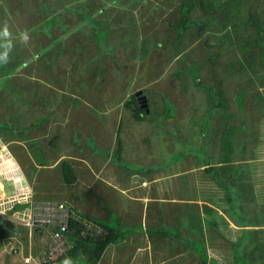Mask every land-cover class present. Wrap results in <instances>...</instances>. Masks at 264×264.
<instances>
[{"label": "crops", "instance_id": "obj_1", "mask_svg": "<svg viewBox=\"0 0 264 264\" xmlns=\"http://www.w3.org/2000/svg\"><path fill=\"white\" fill-rule=\"evenodd\" d=\"M15 1L21 3L18 7L19 10L26 11L28 6H30L29 0ZM53 1L59 5L62 3V0ZM95 5L97 12L98 9L104 10L100 7L101 5L98 6L97 3ZM64 6L63 2L61 7L64 8ZM61 7L54 6L53 11L55 10L54 12H56ZM263 8L264 6H260V10ZM258 15L259 13H256L255 20L260 25V28L264 29V15L263 21H260L261 16ZM239 26H232L233 30L243 32L245 29L250 28V39L252 40L254 28L251 25L250 27L249 25ZM27 28L13 25L12 32L14 37L21 31L27 30ZM218 33L220 34V31ZM235 36L237 35L235 34ZM245 36L247 35L245 34ZM16 39L13 40V43L16 42ZM244 43L250 48L247 52L243 49V55L242 44ZM251 43L245 39L239 40L236 44L239 54L233 57L232 62L224 63L221 69L215 67V64L219 61L217 60L215 63V57H212V60L208 57L201 58L205 65L206 61L209 62L208 71H217L219 74H216V79L214 80L213 75L210 73L208 79H211L206 82H210L212 85L207 83L205 85L204 82L201 87L203 92L207 89L211 91L213 96H210V93L207 92L208 108H205V106L201 107L203 113L209 114V120L205 133L202 136L200 135V137L198 136L199 140L195 142L196 149L191 148L179 153V150L174 148L176 141L179 140V138H175L177 134L170 132L171 135L169 137H159L158 133L155 132L157 127L153 128L155 116L154 118L151 117H153L152 113L155 111L159 113L162 110L155 109V105L150 103L153 101L152 98L155 97L151 94L143 93L141 91L142 87L136 90L138 93L136 96L138 99L137 104L138 107L142 108L140 111L141 117L132 115L129 109L124 112L126 108H122L120 109L119 117L115 119L105 117L103 127L99 126L96 120L92 121L93 119L89 120L87 127V129L92 128L91 141L93 145L95 144L105 149L109 154L108 156L116 153L121 160L136 162L135 164L139 166L138 168L135 166L134 169H120L108 162L109 157L104 159L90 147H86L84 145L86 141L82 143L83 138L77 143L70 140L65 141L61 145L64 140L61 139L60 135H73V133L69 132L70 128L68 127L56 128L55 130L53 128L55 124H52V126L51 123L53 122L51 120H46L43 127H37L38 132L31 130L34 127L30 128V131H32L30 134L33 138V145H31L29 140L25 139L26 137L22 138L19 135H13V126L4 123L0 119V146L15 158L14 161L16 163L13 172L15 175L7 176L5 174L3 177L0 176V192L8 193L14 190L17 181H15L13 176L19 177L22 182H26L27 179H25L24 175L27 174V177L33 176L31 170L35 169V167L40 166L42 169L51 172V167L55 166L56 161L69 162L73 168L74 179L70 183L60 180V184L61 182L64 184L62 197H64L65 206L70 210L69 213L73 210L75 213H72L79 216V218H92L100 222L102 220L104 225L111 231L121 232L120 239L116 242L108 243L93 264H113L111 260L115 257L122 264H264V64L256 55L257 49L254 48V42L251 41ZM217 44L223 49L229 47L228 44H221V40H218ZM18 51L24 53V50ZM183 51H185V48L182 47L179 52ZM19 52H14L13 59L9 60V66L13 67V69L7 73L16 74L13 73V70H15L14 66L17 69L21 68L16 64L20 62L25 54L18 58ZM249 54L250 56L248 57ZM175 58L177 64L179 55ZM195 58L198 60L197 57L187 56L182 60L181 64L187 66ZM260 63L263 64V67H258ZM177 66L178 64L169 68V78L173 71L175 73L178 72ZM28 74L29 72H24L23 75L25 76L23 78H26ZM177 74L178 77L185 76L186 81L183 69ZM155 76L156 79L159 77L164 78L163 74L156 73ZM29 79L33 78L28 77V80H25L27 84H29ZM154 79H145L147 83L144 85L150 84ZM168 85L169 92L161 89L157 90H160V93H166L167 99L174 106V110L186 112L188 109L185 107L187 104L189 105V100L187 99L186 101L188 91L182 85L181 79L180 82L177 77L172 81L168 79ZM12 86L13 83L10 86L0 84V102H4V105L9 104L8 115L22 117L23 110H26L30 115L27 124L31 123L30 120L36 121L35 119L46 109L38 111L31 106L32 104H27V106L25 105L26 108L23 107V110H18L19 106L17 108L18 111L15 110L12 101L13 91L9 88ZM208 86L210 87L207 88ZM3 87H5L4 89L9 88L7 90L11 91V95L3 96V93H5L2 90ZM165 88H168V86ZM27 93L28 96L31 92L28 90ZM36 94L34 92L29 97L31 98ZM4 97H10L11 101H8V98L3 101ZM212 97L217 99L212 101ZM113 104L112 102L106 106ZM28 105L29 108H27ZM214 106L217 109L211 112ZM103 112L107 113L104 110ZM258 112L260 119L254 121L253 117L250 116L251 120L248 121L247 114ZM32 113L36 117H32ZM226 114H230L229 117L232 118L229 121L230 123H227L228 117L225 119ZM174 117L173 126L171 127L170 123V128L182 129L179 134L181 140H185L183 130H186L187 118L181 119L179 115H174ZM67 119L69 120L68 117ZM141 119L146 120L141 121ZM95 122L96 124H94ZM211 123L216 126L210 131ZM82 125L85 130L86 124L83 118L80 119V123L76 124V126L81 129ZM228 125L233 126V129L228 127L231 131L230 138H232V142L237 145L241 144V148L242 146L245 147V144H251L248 143V140L254 138L257 143L243 155L238 157L229 156V150L221 142L223 132ZM42 128H45V130ZM80 129L75 131L76 135L81 132ZM158 131L160 132V130ZM26 133L28 137L31 136L30 134L28 135V131ZM47 133L50 139L54 137L57 139L56 141L62 140L60 143L57 142L58 145L53 146L56 149L51 148L50 143L52 142L48 139ZM81 134L85 135L86 131L81 132ZM86 136L88 140V135ZM21 139L25 144L24 151H21L18 148L19 146L16 145V142L19 143ZM116 139H118L117 143ZM227 139L230 143V139L228 137ZM160 143L164 147H169L170 152L175 149V154L168 162L173 164L172 169L166 173L159 172L161 171L159 169L163 167H154L151 169L152 171H141V169L149 168L148 166L151 162L156 163ZM176 145H181V143ZM62 147L64 149L60 150ZM199 148L200 153L196 151ZM221 148L226 149V151H221ZM33 149L38 152L34 154ZM28 161H31V165H27ZM35 161L42 163L37 164ZM77 163L84 164L85 168H77V165H75ZM105 165L110 168L109 174L106 170L104 175L100 174ZM59 168L60 166H58V171L51 172V174L61 177ZM46 176L44 174L42 176L44 179L42 189L46 187L47 191H49L50 184L53 182H48ZM118 176L122 178V181H117V183L115 179ZM87 177L90 180H97L96 187L98 190H101V186H106L108 187L107 192L112 193V196L119 195L120 198L126 199L131 209L126 207L121 208L120 211L115 210L113 211L114 213L110 211L111 214L120 217V220L111 222L110 220H104L108 219V215L105 214V211L100 210L101 207L96 205L98 203H95L94 197H91L93 203H95L93 212L91 211L92 209L87 211L88 213L84 211V208L91 207V205L84 202L79 203V207L73 205L75 199L78 201L76 195L74 198L72 197L73 193H80V185L83 184ZM27 181L32 183L29 179ZM28 185H30L29 182ZM31 189L34 195L37 188L31 187ZM115 200L116 197L113 199L114 207L115 203L117 205ZM109 209L112 210L114 208L109 207ZM98 217L101 219L99 220ZM95 224L97 225V223ZM14 227L21 229V232L23 230L19 225ZM11 234L3 236L6 238L9 256L13 254L10 250V246H12L10 244L11 238L16 234L21 237L18 233L15 235L14 233ZM31 234L32 232H27L28 248L31 246V238H29ZM15 248L21 256L23 254L21 248L17 246ZM28 248L26 252L30 253ZM196 249H200L203 260L199 257ZM62 255L64 256V254ZM63 256L62 258L64 259ZM83 258L88 261L85 256ZM7 259L10 261L7 262L0 258V264H13L16 262H13L11 257ZM130 259L134 260L130 261ZM17 263L19 264V262ZM24 264H29V262Z\"/></svg>", "mask_w": 264, "mask_h": 264}, {"label": "rangeland", "instance_id": "obj_2", "mask_svg": "<svg viewBox=\"0 0 264 264\" xmlns=\"http://www.w3.org/2000/svg\"><path fill=\"white\" fill-rule=\"evenodd\" d=\"M44 1L45 0H29L30 6H28L26 11H22L18 9L21 3L15 0H0V25H2L4 21H7L11 31H13V25H19L23 28L28 27L27 30L30 35V40L27 45L20 43L18 38L16 42H14L13 50L10 52V61L13 59V54L19 52L18 50H24V53L19 52L20 55L18 58L25 54L20 60V64H16L21 68L17 69L16 66H14L15 70H13V73L16 74L12 75L7 73L12 70L9 63L7 65H0V84L10 86L11 83H13V86L9 88L13 91L12 101L15 110H17L18 106V110H23V107H25V105L27 106V104H32L31 106L38 111L46 109L35 119L36 121L30 120L31 123L27 124L30 115L26 110H23L22 117L8 115L7 109H10L9 104L4 105V102H0V119L4 121V123L13 126V135H19L22 138L26 137L25 139H28L31 145H33V138L30 134L32 132L30 128L34 127V129L31 130L37 131V127H43L46 120H51L53 122L51 125L55 124L53 127L55 130L56 128L62 129L68 127L70 128L69 132L73 133V135L61 132L66 134V136L60 135L61 139L64 140L63 142H61L62 140L56 141V138L50 139L47 133L48 139L52 142L50 143L51 148H54L53 146H56V144L58 145L60 142L61 145H63L65 141L70 140L77 143L83 138L82 143L86 141L84 144L86 147H90L104 159L105 157H109L108 162L120 169H134L135 166H137L136 168L139 166L135 164L136 162L121 160L116 153H112L108 156L109 154L105 149L95 144L91 145L93 144L91 141L93 131L91 127L87 129L89 120H96L99 126L103 127L106 118L115 119L119 117L120 109L126 107L123 105L122 100L127 99L128 96L133 93L136 101V96L138 95L136 90L143 87V89H141L143 93H148L155 97L152 98L153 101L150 103L155 105L156 110H162L159 113L155 111L152 113L153 117H151L154 118L155 116V122L152 121L154 123L153 128L157 127L155 132L158 133L159 137H169L171 135L170 132L177 134L178 137L175 136V138H179V140L176 142L181 143V145H176V143L174 148L178 149L179 153L191 148L196 149L195 142H198V136L200 137V135L202 136L205 133L209 120V114L206 112L203 113L201 107L205 106V108H208L207 92L210 93V96H213L211 91L206 89V91L203 92L201 87L204 82L205 85L206 83L212 85V83L206 82L211 79H208L210 73L213 75L214 80L216 79V74H219L217 71H208L210 67L209 62L206 61L205 65V62L201 60L203 57L202 54L204 53L207 57L210 53L215 51L214 56L211 55V57H215V63L219 60L218 63L215 64V67L217 69L223 68L221 66H223L224 63L232 62L233 57L239 54L238 48L236 49V44L239 40L245 39L250 43L252 41L250 39V28L245 29L243 32H238L234 31L232 26H239L240 24L249 25L245 22V17L248 14L255 20L256 13H259L258 16H261L260 21H263L264 15V8L260 10V6H264V0H204L205 2H212L210 4L212 8L208 13L206 12L203 14L198 5L194 3L190 9L185 12V15L194 17V19H203L204 25L202 27H196L194 25L187 26L180 37L178 36V40L182 43L180 47L178 46L179 42H176V38L173 36L174 32L172 28L175 29L177 26L171 27L172 19H177L181 14L174 8V3L177 0L63 1L67 4H73L79 9L84 7L93 10V21H89L87 17L82 18L74 12L67 13L61 7L63 2L59 5L53 0L49 2H47L48 0L45 1L46 4ZM93 2L95 4L97 3L98 6L101 5L100 7L104 10L98 9L97 12ZM54 6H60L61 8H59V10L56 8L57 11L54 12ZM24 12L25 14H23ZM65 17L68 18L64 21ZM218 31H220V34ZM235 34L237 36H235ZM245 34L247 38L244 37ZM217 38H220L218 40H221V44H228L229 47L226 49L220 48L217 44ZM174 46L179 47V51L182 50V47L185 48V53L183 54H185L186 57L198 58V60L195 58L191 61L192 63L189 68L180 65L182 61L180 57L178 58L177 67H184L183 70L185 71L186 81L185 76L182 75V77H178L177 73H180L179 69L176 73L173 71L169 78V68L177 65L175 57L179 55L176 53L177 50L174 52V49H172ZM212 59L213 58H211V60ZM24 72H29L30 74L26 77L27 79L23 78V76H25L23 75ZM156 73L163 74L164 78L162 79V77H159L160 79H156ZM175 75L179 82L181 79L182 85L188 91V95H186L187 98L184 96L186 101L187 99L189 100L190 105L187 104L185 107L188 109L186 112L174 110V106L167 99L166 93H160V90H157L161 89L169 92L168 79L172 81L176 78ZM28 77L34 79H29V84L25 82V80H28ZM150 78L155 79L151 81L150 84L144 85L147 83L145 79ZM188 82L194 87L190 86ZM167 86L168 88H165ZM209 87L210 86L207 88ZM4 88L5 87L2 89L5 91L3 96L9 95L11 92L7 90L9 88ZM28 90L31 93L27 96ZM34 92L37 94L30 98L29 96H32ZM7 98L8 101H11L10 97H4L3 101H6ZM214 99L217 98H211L212 101ZM110 100H112L114 104L106 106L112 103ZM27 108H29V105ZM138 108L142 109L141 107ZM213 108L211 112L217 109L216 106ZM102 109L107 113L103 112ZM140 113L139 111L136 115L141 117L142 115H140ZM174 115H179L181 119L187 118L186 130H183L185 140H181L179 134V131L182 129L170 128V123L172 127L175 120V117L173 118ZM31 116L36 117L34 113H32ZM63 116H65L64 119ZM229 116L230 114H226L225 116V119L228 117L227 123H230L229 121L232 120ZM250 116L253 117L254 121L260 119L259 112L247 114L248 121L251 120ZM82 118L85 120V130L83 125L81 129L76 126V124L80 123V119ZM61 119L63 120L60 121ZM171 119L173 120L171 121ZM144 120L146 119H141V121ZM94 124H96V122ZM215 126V124L211 123L210 131ZM228 127L233 129L232 125L226 127L221 142H223L225 147L229 150V156L238 157L239 155H243V153L248 152L251 147L257 143L254 138L248 140V143L251 144H245V147L242 146L241 148V144L237 145L232 142V138H230L231 131ZM42 129L45 130V128ZM78 129H80L81 132L86 131V134L82 135L81 132H79L78 135H76L75 131ZM26 131H28V135L30 134L31 136L28 137ZM86 135H88V140L86 139ZM172 137L174 136L172 135ZM227 137L230 139V143ZM16 143L21 151L25 150V144L22 139L19 143ZM161 143L159 148L162 150L160 151L159 149L158 151L159 155H157L156 163L151 162L148 166L149 168L144 170L141 169V171H152L151 169L154 167H163L159 169L161 170L159 172L166 173L172 169L173 164L168 162L175 154V149L170 152V148L167 146L164 147ZM61 149H64V147L60 148V150ZM196 151L200 153V148ZM221 151L224 152L226 149L221 148ZM37 152V150L33 151L34 154ZM13 159L15 160V158ZM60 162L62 161L58 160L55 162V166L51 167V172L58 171ZM27 165H31V161H28ZM75 165H77V168H85L84 164L77 163ZM105 170L108 173L110 168L105 165L104 169L100 171V174L104 175ZM31 172L33 176L27 177L26 174L24 177L32 182L30 183V181L26 180L27 184L29 182L32 188H37L35 191L36 193L33 195L36 199L48 200L46 198H49L50 200L61 201L65 205L64 197H62L64 184L62 182L60 184L61 177L52 175L50 171L44 170L40 166L35 167ZM43 174L47 175L48 182H53L50 184L51 187L48 189L49 191H47L46 187L42 189V182L44 180L42 177ZM85 180L83 184L80 185V193H73L72 197L74 198L76 195L78 198V201L77 199L73 201V205L79 207V203L83 202L91 205L90 208H84V211L88 213L87 211H90V209H92L91 211L93 212L94 204L98 203L96 205L101 207L100 210L103 212L105 211V214L108 215V219H104L105 221L110 220L114 222L120 220V217L111 214L110 211L114 213L113 211L115 210L120 211L121 208H129L130 204H127V200L120 198L119 195L112 196V193L107 192L108 187L106 186H101V190H98L96 187L97 180L95 179L90 180L87 177ZM115 181L120 182L122 178L118 176ZM91 197H94L95 203H93ZM114 197H116L115 201H117L115 207L113 206ZM65 207L66 209L68 208L67 206ZM109 207L114 209L111 210ZM72 212L75 213L73 210ZM72 212L71 214H73ZM73 215L76 216L75 214ZM76 217L79 218V216ZM3 218L5 219V217ZM100 219L101 218H99V220ZM13 225L15 226L17 223L14 222ZM0 231L2 232L0 233V258L8 262L10 260L7 258L11 257L13 262L16 261L13 264H18L17 262H19V264H24L18 250L9 256L5 241L6 238L3 237L6 235V230L3 226H0ZM14 232H10L7 235L11 233L15 235L16 231L14 230ZM18 234H20L21 237L16 234L11 238L10 244L12 246L16 245L18 248L20 247L21 252L24 254L28 248L27 229L23 227L22 232ZM100 235L98 233L94 234V236L97 237L96 239H98ZM29 238H31V246L28 249L32 257L31 260L29 258V264H47V262H41L38 257V252L42 248L43 235L33 231ZM62 256H58L55 262H50L49 264H63L66 257L71 258L73 264H89L79 252L71 255H68L66 252L63 256L64 259ZM134 259H130V261ZM111 261L113 264H122L121 261L118 262L116 257Z\"/></svg>", "mask_w": 264, "mask_h": 264}, {"label": "built area", "instance_id": "obj_3", "mask_svg": "<svg viewBox=\"0 0 264 264\" xmlns=\"http://www.w3.org/2000/svg\"><path fill=\"white\" fill-rule=\"evenodd\" d=\"M15 167L13 156L0 146V176L15 175ZM13 177L17 181L14 190L0 192V215L26 228L27 232L34 231L43 235L42 248L38 252L41 262H47L66 252L70 244L66 235L68 218L78 221L82 232L92 235L99 232L100 228L89 219L77 218L69 213L63 202L48 198L36 199L30 185L22 182L19 177ZM10 250L16 252L13 246H10ZM29 258H32L29 252L21 255L24 263L29 262Z\"/></svg>", "mask_w": 264, "mask_h": 264}, {"label": "trees", "instance_id": "obj_4", "mask_svg": "<svg viewBox=\"0 0 264 264\" xmlns=\"http://www.w3.org/2000/svg\"><path fill=\"white\" fill-rule=\"evenodd\" d=\"M112 1H114V0H112ZM203 1L204 0H177L174 3L175 10L177 12L181 13L177 17V19H172V21H171V24H172L171 27H173L175 25L177 26V28L175 27V29L174 28H172V29L174 32L173 36H174V38H176L175 41L179 42L178 46H180V44H182L178 40V36L180 37V35L183 33L184 29L187 26L194 25L196 27H202L204 25V22L202 21L203 19H201V20L200 19H194V17H190V16L185 15V12H187V10H189L190 7L194 3H196L198 5L202 14L206 13V12L208 13L210 11V9L212 8L210 5L212 2L209 3V2H205V1L203 2ZM61 2H63V0ZM64 4H65V6L63 9L67 13L68 12H71V13L74 12V13H77L78 15H80L82 18L87 17L89 19V21L94 20L93 10L86 9L84 7L79 9V8L75 7V5H73V4H67V3H64ZM94 5H95V3H94ZM67 18L65 17L64 21ZM245 22L254 28V31L252 33V35H253L252 42H254L253 43L254 48L257 49L256 55L260 58L259 60L262 61L264 64V29H261L260 25H258V23L253 18H251V16L249 14L246 15ZM178 48L179 47L174 46L172 49H174V52H176V50H177V52L179 53V57L182 61L183 59L186 58L185 54H183L185 52L184 51L179 52ZM249 48L250 47H248V45H246L245 43L242 44L243 55H244V51L247 52V50ZM243 49H244V51H243ZM214 54H215V51L210 53L207 57L211 59L212 58L211 55L214 56ZM245 54H247V53H245ZM202 56H203L202 58H207L204 53L202 54ZM249 56H250V54L248 55V57ZM191 63L192 62L190 61L187 66H185L184 64H181V63L180 64L189 68ZM263 64L260 63V66H258V67H261V66L263 67ZM12 69H13V67H12ZM178 69L181 70V69H184V67L183 68L177 67V71H179ZM197 81H198V79H197ZM137 101H138V99H136V101H135V97H134L133 93H131L127 99L122 100L123 105L126 106V107H123V108H126V109H124V112H126L129 109L130 113L135 116L136 113L141 111V109L138 108ZM110 102H112V100H110ZM7 129H9V127H7ZM52 138H54V137H52ZM117 141H118V139H116V143H117ZM91 145H93V144H91ZM36 163L38 164V163H42V162H36ZM43 163H45V162H43ZM59 166H60V174H61L62 181L65 183L72 182V180L74 179V173H73V168L70 165V163L69 162L65 163L64 161H62L59 163ZM38 194H39V191H38ZM69 211L70 210L68 209V212ZM88 219L90 221H92L93 223H97V226L100 228L99 232H98L99 235L101 234L100 237H98V239H96L97 237H95L94 235L87 233V232H82L80 223L74 219L68 218L67 219L66 235L69 239L70 244H69V247L66 249V252L68 255L75 254V253L79 252L82 256L86 257V259L88 260V262L90 264H93L96 261V259L98 258L99 254L101 253L103 248L108 243L116 242L120 239L121 232L120 231L115 232V230L111 231L108 227H106L104 225V223L102 221L100 222V221H97V220L92 219V218H88ZM0 226H2V225L0 224ZM4 228L6 230L5 231L6 235L8 233L12 232V230L7 229L6 227H4ZM0 233H2V232L0 231ZM196 250H197L199 257L201 258L200 249H196ZM56 259L57 258L49 260V262L47 261V264L50 262H55ZM201 259L203 260V257Z\"/></svg>", "mask_w": 264, "mask_h": 264}, {"label": "clouds", "instance_id": "obj_5", "mask_svg": "<svg viewBox=\"0 0 264 264\" xmlns=\"http://www.w3.org/2000/svg\"><path fill=\"white\" fill-rule=\"evenodd\" d=\"M18 38L20 43L27 44L30 40L28 30H23L14 37L7 21L0 25V65H7L10 60V52L13 50V40ZM63 264H73L71 258H65Z\"/></svg>", "mask_w": 264, "mask_h": 264}, {"label": "water", "instance_id": "obj_6", "mask_svg": "<svg viewBox=\"0 0 264 264\" xmlns=\"http://www.w3.org/2000/svg\"><path fill=\"white\" fill-rule=\"evenodd\" d=\"M0 223L4 227H6L7 229H9V230H15L16 233H20L21 232V229L15 228L14 225H13V223L9 219H7V218L4 219L1 215H0Z\"/></svg>", "mask_w": 264, "mask_h": 264}]
</instances>
